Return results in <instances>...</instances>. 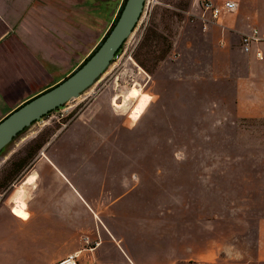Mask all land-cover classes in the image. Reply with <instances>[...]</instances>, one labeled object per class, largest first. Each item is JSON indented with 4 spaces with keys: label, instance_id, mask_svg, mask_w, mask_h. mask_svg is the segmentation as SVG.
Instances as JSON below:
<instances>
[{
    "label": "rangeland",
    "instance_id": "rangeland-1",
    "mask_svg": "<svg viewBox=\"0 0 264 264\" xmlns=\"http://www.w3.org/2000/svg\"><path fill=\"white\" fill-rule=\"evenodd\" d=\"M202 1L147 0L119 57L96 84L0 153L33 152L91 114L99 97L119 112L128 109L124 128L133 131V154L121 159L116 138L110 141L114 151L99 139L93 155L90 149L72 160L71 179L93 175L85 186L117 217L95 219L90 231L83 230L85 238L104 234L106 223L119 241L99 259L92 255L99 240L86 238L89 250L77 256L79 264H264V253L257 252L258 223L264 221V116L240 115L239 106L254 101L249 89L238 87L246 62L227 56L236 41L223 47L220 32L211 38L204 30ZM134 88L138 98L126 100ZM30 134L38 135L25 143ZM115 165L127 174H118L122 200L112 206ZM59 253L53 247L49 254Z\"/></svg>",
    "mask_w": 264,
    "mask_h": 264
},
{
    "label": "crops",
    "instance_id": "crops-1",
    "mask_svg": "<svg viewBox=\"0 0 264 264\" xmlns=\"http://www.w3.org/2000/svg\"><path fill=\"white\" fill-rule=\"evenodd\" d=\"M124 1L0 0V121L71 75L109 32ZM225 1L235 2L237 11L223 13L206 30L211 38L220 32L223 47L229 39L236 41L227 56H239L246 62L245 78L238 87L249 89L254 101L250 107L239 106L240 115L264 116L260 113L264 110V61L243 53L240 46L242 35L252 28L264 34V0L219 3ZM261 48L264 51V45ZM103 100L99 97L91 114L85 112L67 129L42 141L36 151L29 154L14 149L0 154V264H54L73 254L79 257L89 250L85 248L86 238L99 240L92 254L99 259L118 249L119 241L106 223L104 234L98 236L93 231L85 238L83 230L90 231L95 219L117 217L110 215L111 206L104 205L90 193L93 189L85 186L93 182V175L80 173L78 183L71 179L76 169L72 160L89 155L90 149L93 155L99 139L114 151L110 141L116 138L114 152L121 159L134 152L133 131L124 128L130 123L128 109L119 112L113 102L104 104ZM37 135L30 134L23 141L31 142ZM118 174L126 175L127 170L119 172L115 165L114 176L109 179L116 196L112 206L122 200ZM17 202L22 203L27 219L14 212ZM258 224L257 252L263 254L264 221ZM53 247L61 248L62 253L49 254Z\"/></svg>",
    "mask_w": 264,
    "mask_h": 264
},
{
    "label": "water",
    "instance_id": "water-1",
    "mask_svg": "<svg viewBox=\"0 0 264 264\" xmlns=\"http://www.w3.org/2000/svg\"><path fill=\"white\" fill-rule=\"evenodd\" d=\"M146 0H125L103 40L87 59L62 82L20 106L0 121V152L33 123L80 98L105 74L116 53L132 35Z\"/></svg>",
    "mask_w": 264,
    "mask_h": 264
},
{
    "label": "built area",
    "instance_id": "built-area-1",
    "mask_svg": "<svg viewBox=\"0 0 264 264\" xmlns=\"http://www.w3.org/2000/svg\"><path fill=\"white\" fill-rule=\"evenodd\" d=\"M147 2V0L145 1ZM238 5L233 1H225L221 4H215L210 0H204L201 3V19L204 30L210 23L217 22L223 13H235ZM264 45V34L258 28H252L249 33L242 35L240 46L245 54H254L259 61H264V51L261 46ZM119 57V51L116 53L114 60ZM86 98H88L86 96ZM85 98V99H86ZM74 101V100H73ZM115 108V107H114ZM69 113V112H68ZM62 116H64L62 114ZM77 254H73L54 264H79Z\"/></svg>",
    "mask_w": 264,
    "mask_h": 264
},
{
    "label": "bare ground",
    "instance_id": "bare-ground-1",
    "mask_svg": "<svg viewBox=\"0 0 264 264\" xmlns=\"http://www.w3.org/2000/svg\"><path fill=\"white\" fill-rule=\"evenodd\" d=\"M138 94H139L138 89L134 88V89L130 92V94H129L127 97H125V99H126V100L137 99V98H138ZM114 105H117V102H116V101H114ZM23 208H24V207H23L22 203L17 202V206L14 208V212H15L17 215L23 217V218H21V219H27V218H25V217L27 216V214L24 213Z\"/></svg>",
    "mask_w": 264,
    "mask_h": 264
},
{
    "label": "trees",
    "instance_id": "trees-1",
    "mask_svg": "<svg viewBox=\"0 0 264 264\" xmlns=\"http://www.w3.org/2000/svg\"><path fill=\"white\" fill-rule=\"evenodd\" d=\"M120 10H121V9H120ZM119 12H120V11H119ZM118 15H119V14H118ZM121 49H122V47L120 48V50H121ZM120 50H119V51H120ZM57 110H58V109H57ZM50 113H52V112H50ZM50 113H49V114H50ZM49 114H48V115H49ZM33 124H34V123H33ZM33 124H32V125H33ZM25 130H26V129H25ZM25 130H24V131H25ZM40 147H41V144L37 147V149H39ZM37 149H34L33 151H36ZM26 152H28V150H27ZM0 153H1V152H0ZM30 153H31V152H29V154H30ZM29 154H28L26 157H28Z\"/></svg>",
    "mask_w": 264,
    "mask_h": 264
},
{
    "label": "snow or ice",
    "instance_id": "snow-or-ice-1",
    "mask_svg": "<svg viewBox=\"0 0 264 264\" xmlns=\"http://www.w3.org/2000/svg\"><path fill=\"white\" fill-rule=\"evenodd\" d=\"M26 218V217H25Z\"/></svg>",
    "mask_w": 264,
    "mask_h": 264
}]
</instances>
